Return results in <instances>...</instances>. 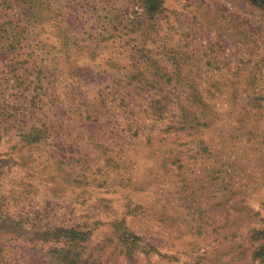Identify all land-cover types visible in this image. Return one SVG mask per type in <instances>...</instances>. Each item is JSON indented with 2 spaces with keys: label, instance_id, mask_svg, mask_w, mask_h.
Masks as SVG:
<instances>
[{
  "label": "rangeland",
  "instance_id": "1",
  "mask_svg": "<svg viewBox=\"0 0 264 264\" xmlns=\"http://www.w3.org/2000/svg\"><path fill=\"white\" fill-rule=\"evenodd\" d=\"M24 1L0 0V52L13 46L0 64L45 57L47 94L28 118L49 116L54 137L19 143L11 123L0 142V212L12 219L0 264H264V233L253 237L264 230V8L161 0L151 17L143 0H51L64 34ZM142 46L169 71L181 61L217 112L210 126L148 119L149 94L124 90Z\"/></svg>",
  "mask_w": 264,
  "mask_h": 264
},
{
  "label": "trees",
  "instance_id": "2",
  "mask_svg": "<svg viewBox=\"0 0 264 264\" xmlns=\"http://www.w3.org/2000/svg\"><path fill=\"white\" fill-rule=\"evenodd\" d=\"M50 1L25 0L24 3L29 5L28 8L33 21L37 22V25H41V28H45L44 22L59 18L57 20L59 24L56 22V26L62 31L61 23L64 16L61 12L62 10H54ZM73 1L76 2L77 0ZM143 1L145 2V9L151 17L161 13L164 9L161 0ZM250 1L264 8V0ZM65 4L67 5V2ZM60 6L62 7V5ZM62 32L65 34L64 31ZM12 48V45L2 47L0 55H8L11 52L8 50H12ZM63 48L67 49L66 44ZM140 52L139 56L133 53L134 62L129 65L131 69L124 72V78L128 80L124 90L129 93L132 90V85H134V90L137 93L144 91L145 94H149L144 99L146 103L144 112L148 115V119L162 118L164 113H170L173 119L178 118V123L182 126V129L187 126L193 128L201 125L210 126L215 121L217 112H214L213 106L207 100V96H205L207 92L199 90L194 78L180 73L178 65L181 62L180 60L174 59L173 63H171L173 70L169 71L170 65L165 63V60L147 57L152 52L151 47L142 46L138 54ZM45 53L48 55L50 51ZM19 54L16 53L8 60L4 56L1 59L0 142L6 137L9 125L12 123V127L15 130V134L12 136L17 137L19 143L34 144L54 137L52 136L54 125L47 122L49 116L44 119L40 118L39 124L30 123L28 118L35 104L42 101L41 95L47 94V91L43 90V86H41L43 81L40 78L43 74L45 57L41 56L40 64H35V59L29 62L27 59L20 58ZM32 55H34L33 52ZM31 65V72H29ZM46 76L43 78H46ZM108 87L109 85L105 88ZM112 90V94L117 95L118 91L120 92V87L113 85ZM103 95L102 90H99L100 102H103ZM28 96L29 98H27ZM120 97L122 101L126 99L124 95H120ZM200 144L202 147L198 148V152L209 150V145L205 140L200 142ZM14 145L16 146L17 144ZM6 219L12 220L7 213L0 212V225L6 222ZM54 230V233H57V238L63 232L65 233L64 236H70L73 239L83 240L85 237V233L73 227H55ZM261 233H264V230L263 232L261 230L254 231L253 237L259 238ZM123 236L126 237V240H130V238L138 239L136 235L127 231L123 232ZM262 250H264V247H260L255 252V255H264Z\"/></svg>",
  "mask_w": 264,
  "mask_h": 264
}]
</instances>
